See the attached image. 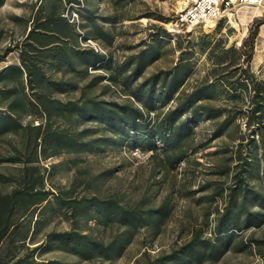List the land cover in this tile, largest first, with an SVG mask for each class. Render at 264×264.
Masks as SVG:
<instances>
[{
    "label": "trees",
    "instance_id": "1",
    "mask_svg": "<svg viewBox=\"0 0 264 264\" xmlns=\"http://www.w3.org/2000/svg\"><path fill=\"white\" fill-rule=\"evenodd\" d=\"M136 1H19L20 6L30 7L28 15L12 17L23 25L22 36L7 41L0 28V62L17 53L16 62L0 69V167L9 169L0 170V264H74L39 259L40 250H60L84 260H113L123 255L140 229L150 226L158 234L170 217L167 198L150 206L145 198L122 203L96 193L75 196L71 189H46L49 168L44 160L127 145L130 150L151 151L153 158L161 154L164 169H174L189 161V151L206 148L232 127L240 133V117L258 139L238 135L234 156L219 171L231 176V184L199 199L210 204L217 197L223 199L211 235L197 227L188 241L147 264L217 261L235 245L238 232L264 225V80H257L250 69L264 18L254 21L240 48L221 47L218 51V45L203 42L200 49L207 52L213 67L187 89L195 53L180 41L176 64L144 77L161 56L162 40L171 36L166 29L157 27L140 42L139 51L120 62L107 52L82 45L93 40L105 48L112 46L114 27L131 19L122 11ZM6 2L0 0V8ZM104 4L114 10L101 12ZM93 69L105 73L96 74ZM105 80L121 86L128 99L117 102L92 93ZM214 99L232 106L217 105L212 103ZM201 121H213L214 128L209 138L196 141ZM91 122L97 126H90ZM6 137L15 139L9 147L2 145ZM232 158L237 160L234 166ZM75 186L76 179L73 189ZM56 208L70 217L71 228L50 230L37 241L36 235L46 223L45 211ZM81 220L116 226L117 230L105 240L81 230Z\"/></svg>",
    "mask_w": 264,
    "mask_h": 264
},
{
    "label": "rangeland",
    "instance_id": "2",
    "mask_svg": "<svg viewBox=\"0 0 264 264\" xmlns=\"http://www.w3.org/2000/svg\"><path fill=\"white\" fill-rule=\"evenodd\" d=\"M19 1L29 3L30 0H7L0 8V28H3L5 40L18 39L23 34V25L15 22L14 15H28L29 5L20 6ZM184 0H137L122 12L127 19L114 27L116 35L112 46L101 47V51L112 55L114 61H123L127 56L139 51L140 42L149 38V34L155 33L157 27L166 29L171 36L162 40L160 45L161 56L150 65L145 75L158 70L172 68L180 56L181 50L177 41L186 49H192L195 53L194 72L186 83L190 89L199 83L206 75L208 69L213 67V61L208 59L207 52L200 49L203 42L209 41L211 45H218L227 49L231 46L240 48L243 40L248 37L249 30L256 19L246 27L249 17L243 15V25L229 22L222 17L212 23L199 24L192 29L175 26L178 12L183 7ZM114 8L107 4L102 5L103 13L113 11ZM119 14L121 10L117 11ZM243 13V12H242ZM156 17H163L161 21ZM156 25V26H154ZM219 25L221 27L219 28ZM247 28L243 35L244 28ZM241 40V43H238ZM97 43V42H96ZM3 44V43H2ZM1 44V45H2ZM92 47V46H91ZM17 53H12L6 63L16 62ZM5 62H0V66ZM251 72L257 80H264V24L259 29L254 53L250 62ZM93 73L104 74L103 70H91ZM85 82H82L84 84ZM102 99L124 102L129 95L123 92L121 86L105 80L93 89V92ZM212 103L227 105L223 99H214ZM232 106L231 104H228ZM26 119L24 122H28ZM246 119L240 117L237 123L242 134L258 139L257 133L251 134L245 126ZM97 126L96 123H89ZM214 128L213 121H201L197 127V140L209 138ZM237 129V130H236ZM238 128L232 127L224 135L213 139L209 146L197 152L189 151L188 162L177 164L173 169H164L161 165L162 155L151 156V151L142 150L140 157L134 155L127 145L122 147L106 146L101 152H89L81 154H66L51 157L42 163L49 168L46 173L44 187L56 192L59 190H73L72 194L96 193L100 196L115 197L122 203H134L145 198L148 205L156 206L163 198H167L170 204V217L161 227L158 234L153 228L146 226L137 232L131 243L127 245L121 257L113 260L94 258L84 260L75 255L60 250H40L39 259H58L74 264H147L157 257L171 252L189 240L192 231L202 227L205 234L211 235V227L217 216L216 209L223 207V199L217 197L213 203L199 201L204 195L228 187L231 176L219 173L225 160L234 156L239 143ZM249 136V137H248ZM13 137H6L3 147H9L14 142ZM246 141V140H245ZM161 153V152H160ZM198 161L199 164H196ZM237 162L232 158L231 165ZM56 164L55 168H50ZM1 171L9 172V169L0 167ZM76 179V186L72 184ZM88 183L93 185L86 188ZM253 183L260 186L257 180ZM206 186L207 188L203 189ZM57 210L45 211L46 223L36 240L44 238V234L50 230H64L71 228L70 217ZM211 210V214H207ZM80 229L94 233L107 240L116 232V226H103L95 221H80ZM257 240V241H256ZM35 245V244H34ZM32 245V246H34ZM201 264H264V225L260 228H250L238 232L235 245L217 261H205Z\"/></svg>",
    "mask_w": 264,
    "mask_h": 264
},
{
    "label": "built area",
    "instance_id": "3",
    "mask_svg": "<svg viewBox=\"0 0 264 264\" xmlns=\"http://www.w3.org/2000/svg\"><path fill=\"white\" fill-rule=\"evenodd\" d=\"M248 8L251 17L246 27L254 21L256 17L264 14V0H184L183 7L177 14L175 26L192 29L199 24H207L222 17L228 18L229 22L235 21L238 25H243L242 8ZM260 10V14H255ZM84 46H92L95 50L101 51V47L93 40L83 42ZM132 153L138 157L143 155L140 148H135Z\"/></svg>",
    "mask_w": 264,
    "mask_h": 264
},
{
    "label": "bare ground",
    "instance_id": "4",
    "mask_svg": "<svg viewBox=\"0 0 264 264\" xmlns=\"http://www.w3.org/2000/svg\"><path fill=\"white\" fill-rule=\"evenodd\" d=\"M249 11H252L251 9H248V8H242V12H243V15L244 16H246L247 18L249 17H251V14H250V12ZM255 14H260V10H256L255 12H254ZM212 23V22H211ZM245 24H247V23H245ZM210 26H214V23H212V24H210ZM246 30H247V28L245 27L244 28V32H243V35H244V33L246 32ZM238 43H241V40L238 42Z\"/></svg>",
    "mask_w": 264,
    "mask_h": 264
},
{
    "label": "crops",
    "instance_id": "5",
    "mask_svg": "<svg viewBox=\"0 0 264 264\" xmlns=\"http://www.w3.org/2000/svg\"><path fill=\"white\" fill-rule=\"evenodd\" d=\"M125 21V20H124ZM8 63L5 62L4 65L0 66V69L3 68L5 65H7Z\"/></svg>",
    "mask_w": 264,
    "mask_h": 264
}]
</instances>
